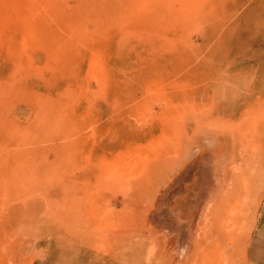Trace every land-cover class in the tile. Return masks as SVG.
<instances>
[{"label":"rangeland","instance_id":"1","mask_svg":"<svg viewBox=\"0 0 264 264\" xmlns=\"http://www.w3.org/2000/svg\"><path fill=\"white\" fill-rule=\"evenodd\" d=\"M263 115L264 0H0V264H264ZM204 154L254 180L247 252L221 201L187 258L154 222Z\"/></svg>","mask_w":264,"mask_h":264},{"label":"bare ground","instance_id":"2","mask_svg":"<svg viewBox=\"0 0 264 264\" xmlns=\"http://www.w3.org/2000/svg\"><path fill=\"white\" fill-rule=\"evenodd\" d=\"M261 118L264 122V115L261 116ZM217 161V157L213 154H204L199 158L194 159L192 163L186 166L185 171L177 176V178L174 180L175 183L173 188L169 190L168 193L163 195V198L160 200V203L157 206V213L155 212L154 222L164 230L175 234L174 238L176 240L177 252H179V254L182 256H185V258L191 256L193 253L194 228L201 207H207L206 218L210 217L214 206L220 205V201L221 205L230 204L227 210H232L233 215H229V210V217L235 216L234 214L236 213H239V215L242 216V212L245 210L249 212L248 208L250 210L252 208L253 210V204L251 203L254 201L253 197H255V192L253 191L254 180L250 177L244 178L243 174L234 175L233 173L229 172L226 167L221 170ZM260 164L261 166H264V155L260 159ZM247 198L248 201L246 200ZM259 204L254 209L256 210L255 223H257L259 220L258 214L261 210V205ZM246 211L245 214L247 213ZM225 214L227 215L226 212ZM241 216H238L237 221H231L234 224V230H229L230 232L222 230L223 235L220 232V235L222 236L221 238L224 237L226 244L222 249L228 255L231 253L235 254V250L239 249H241L243 252H247L251 236H247L245 239L240 240L236 238L235 233V230H238V225H240V222L243 219V216ZM239 218L242 219L239 220ZM227 221L228 220H226V222ZM200 224L202 225L203 223L198 222L197 227ZM230 224H226V227ZM223 225L224 224H222V227H225ZM251 230L256 231L260 237L263 236L261 229L255 230L252 228ZM165 233L166 232H164V234ZM164 234H162V236H164ZM220 235L218 234L219 238ZM134 240L137 242V237L135 234H127V236L123 237L120 242V248L122 249L121 252H124L125 250L130 251V248H133V251L131 250L130 254L131 252L134 253V250L136 251L137 249V245L135 246L136 242ZM160 243L161 242H159L158 239L156 240L155 236L152 238L151 245L149 246L147 253L149 260H151L155 254L157 255L159 251L158 246ZM237 243H239V245H237ZM216 248L218 247H215V250L217 251ZM215 253L217 255V252ZM245 262L246 261H243V263Z\"/></svg>","mask_w":264,"mask_h":264}]
</instances>
